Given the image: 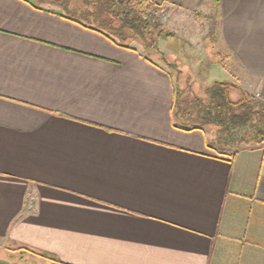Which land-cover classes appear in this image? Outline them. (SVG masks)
<instances>
[{
    "label": "crops",
    "instance_id": "1",
    "mask_svg": "<svg viewBox=\"0 0 264 264\" xmlns=\"http://www.w3.org/2000/svg\"><path fill=\"white\" fill-rule=\"evenodd\" d=\"M152 1L197 17L215 0ZM217 13L229 80L264 95V0ZM135 46L53 0H0V264L46 262L18 246L56 264H264V143L231 157L175 127L176 82Z\"/></svg>",
    "mask_w": 264,
    "mask_h": 264
},
{
    "label": "trees",
    "instance_id": "2",
    "mask_svg": "<svg viewBox=\"0 0 264 264\" xmlns=\"http://www.w3.org/2000/svg\"><path fill=\"white\" fill-rule=\"evenodd\" d=\"M53 1L66 9L73 20L100 32L114 43L136 50L135 43L138 42L144 51L151 53L146 56L149 60L157 57L165 64L170 62L157 42L162 36L173 34L160 21L159 12L163 4L152 0H81L80 5L73 7L69 0ZM217 7L218 0H215L208 14L211 18V40L218 26ZM212 53L223 65L224 55L218 51ZM185 93L175 83L172 105L175 127L206 131L208 144L219 152H228L231 157L243 145L264 143V108L237 82L216 80L201 95L192 91L186 98ZM17 248L60 262L50 253L27 246Z\"/></svg>",
    "mask_w": 264,
    "mask_h": 264
},
{
    "label": "rangeland",
    "instance_id": "3",
    "mask_svg": "<svg viewBox=\"0 0 264 264\" xmlns=\"http://www.w3.org/2000/svg\"><path fill=\"white\" fill-rule=\"evenodd\" d=\"M69 1L73 7L81 4V0ZM209 12L205 8L200 15L194 17L192 13L165 6L159 12L162 25L173 33L162 36L157 41L158 48L170 62L165 64L157 57L154 59L172 74L175 82L186 92L184 95L186 98L190 97L192 91L199 95L203 94L205 88L216 80L232 78L230 72L217 62L216 56L212 53L215 48L211 43L214 39L211 40L209 33L211 29ZM42 261H46L44 264H56L44 258Z\"/></svg>",
    "mask_w": 264,
    "mask_h": 264
},
{
    "label": "built area",
    "instance_id": "4",
    "mask_svg": "<svg viewBox=\"0 0 264 264\" xmlns=\"http://www.w3.org/2000/svg\"><path fill=\"white\" fill-rule=\"evenodd\" d=\"M253 100L258 103L262 108H264V95L260 92L253 93L252 95Z\"/></svg>",
    "mask_w": 264,
    "mask_h": 264
}]
</instances>
